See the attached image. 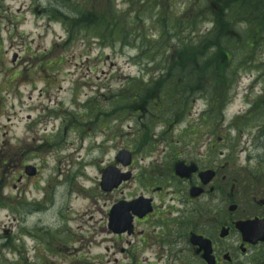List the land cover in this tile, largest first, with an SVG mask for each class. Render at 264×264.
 Instances as JSON below:
<instances>
[{
  "label": "rangeland",
  "instance_id": "374dc122",
  "mask_svg": "<svg viewBox=\"0 0 264 264\" xmlns=\"http://www.w3.org/2000/svg\"><path fill=\"white\" fill-rule=\"evenodd\" d=\"M90 1L100 6L96 11L107 12L109 0ZM129 1L134 7L128 0L113 3L117 10L131 9V17L144 1ZM153 1H146L154 8L140 14L141 24L150 26L159 9L176 19L173 10L187 4ZM200 1L217 7L216 0ZM69 13L55 0H0V264H134L128 256L135 264H160V211L172 207L183 213L190 205L171 204L173 191L165 183L160 200V184L174 174L176 162L203 167L213 138L214 148H232L233 159L255 161L264 175V97L261 105L258 100L264 92V44L255 63L237 71L231 93L225 91L228 103L221 104L214 91L207 92L214 100L207 103L200 87L182 119L173 121L175 115L164 116L166 101L158 105L159 95L118 102L133 95L129 83L142 82L144 89L159 76L154 65L138 58L134 42L110 47L86 33L68 37L57 19L75 16ZM186 30L202 39L211 25L197 17ZM176 44L171 42L164 65L176 58ZM122 151L132 153L130 167L115 161ZM25 167L37 174L27 177ZM108 167L129 172L131 180L101 191V173ZM140 196L151 198L156 208L147 224L136 226L144 231V251L120 253L128 242L127 250L140 243L136 236L110 233L109 210L117 200ZM181 197L184 202L185 193ZM199 205L205 206V199ZM203 215L204 210L192 219L204 223Z\"/></svg>",
  "mask_w": 264,
  "mask_h": 264
},
{
  "label": "trees",
  "instance_id": "16d2710c",
  "mask_svg": "<svg viewBox=\"0 0 264 264\" xmlns=\"http://www.w3.org/2000/svg\"><path fill=\"white\" fill-rule=\"evenodd\" d=\"M143 1V5L137 7L136 13L130 17L128 13H132L131 9L128 12L117 10L113 0L107 3L106 13L96 11L100 6L91 4L90 0H55L57 7H65L69 14H75L73 18L60 14L57 21L65 26L68 37L86 33L92 36L91 39L110 47L119 43L126 47L131 45V40L139 53L138 58L144 64L154 65L159 76L145 85L144 89L140 88L144 85L142 82L129 83L133 84L134 93L132 96H123L119 103L129 97L141 102L159 95V103L158 98L152 101L160 106L165 100V105H162L169 112L166 109L164 116L172 118L175 115L173 121L182 117L188 104L198 98L195 95L200 87L206 89L204 93H200L202 97L207 95V103L214 101L213 98L210 99L208 91L217 92L222 97L221 104L228 103L231 97L225 91L231 93L237 71L253 65L256 52L264 44V0H216L217 7L214 6L213 9L208 4L203 5L201 1L199 3V0H186L187 4L183 8L173 10L172 15L176 19L163 16L164 9H159L154 20L149 21L150 26L140 23V14L152 10L154 6L145 4L147 0ZM128 2L130 8L134 7L132 2ZM87 4L91 5L90 10H86ZM77 6L81 8L77 9ZM197 17L208 18L211 25V30L202 39H198V34L194 31L186 30L188 24L193 23ZM179 34L187 36L180 40L170 37ZM172 41L177 42L175 51L173 50L176 58L170 63L168 57L169 63L164 65ZM149 86L152 87L151 90L148 89ZM150 91L153 96L149 95ZM262 97L264 92L259 102ZM168 104L173 106V111ZM156 110H159L158 106Z\"/></svg>",
  "mask_w": 264,
  "mask_h": 264
},
{
  "label": "flooded vegetation",
  "instance_id": "af4514ba",
  "mask_svg": "<svg viewBox=\"0 0 264 264\" xmlns=\"http://www.w3.org/2000/svg\"><path fill=\"white\" fill-rule=\"evenodd\" d=\"M233 153L232 148H214L212 138L206 144L203 167L195 163L196 171L187 179L170 173L160 184V200L164 199L165 183L173 191L168 194L171 204H190L183 213L172 207L160 211L157 222L160 235L156 234L160 264H264V175L255 161L241 163L240 159L232 158ZM202 172L209 173L204 185L200 179ZM192 189H200V197L193 198ZM184 193L186 198L182 202ZM200 199H205L206 205L197 208ZM202 210L205 222L200 219L195 223L192 216L200 218ZM150 217L134 218L133 228L126 233H112L118 237H138L140 245L127 250L128 242L125 248L119 249L120 253L144 251V231H138L136 226L147 224ZM128 257L129 263L135 264Z\"/></svg>",
  "mask_w": 264,
  "mask_h": 264
},
{
  "label": "water",
  "instance_id": "95a60500",
  "mask_svg": "<svg viewBox=\"0 0 264 264\" xmlns=\"http://www.w3.org/2000/svg\"><path fill=\"white\" fill-rule=\"evenodd\" d=\"M116 159L122 165L128 166L131 162V154L123 151L117 155ZM193 170L192 167L185 169L182 163L176 166V173L181 177H184L187 174V171ZM26 174L32 176L34 175V171L28 169L26 170ZM129 177V174H120L116 169L108 168L102 174L100 187L103 191L109 192L112 189L117 188L123 181H127ZM130 209H132L134 213H149L151 212L150 201L140 198L129 204L120 203L110 213V227H113L115 223H124L125 225L131 218L129 214Z\"/></svg>",
  "mask_w": 264,
  "mask_h": 264
}]
</instances>
